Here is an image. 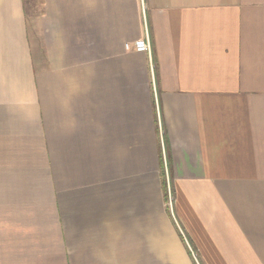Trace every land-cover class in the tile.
Returning a JSON list of instances; mask_svg holds the SVG:
<instances>
[{"label": "crops", "instance_id": "1", "mask_svg": "<svg viewBox=\"0 0 264 264\" xmlns=\"http://www.w3.org/2000/svg\"><path fill=\"white\" fill-rule=\"evenodd\" d=\"M0 264H264V0H0Z\"/></svg>", "mask_w": 264, "mask_h": 264}, {"label": "built area", "instance_id": "2", "mask_svg": "<svg viewBox=\"0 0 264 264\" xmlns=\"http://www.w3.org/2000/svg\"><path fill=\"white\" fill-rule=\"evenodd\" d=\"M132 48L137 52H146L149 49V43L147 39L141 38L134 41Z\"/></svg>", "mask_w": 264, "mask_h": 264}, {"label": "trees", "instance_id": "3", "mask_svg": "<svg viewBox=\"0 0 264 264\" xmlns=\"http://www.w3.org/2000/svg\"><path fill=\"white\" fill-rule=\"evenodd\" d=\"M162 165V170H163V163H161ZM162 174L164 175V172L162 171ZM166 182H165V178H164V176H163V179H162V189H163V191H164V196H165V198L167 197V193H166Z\"/></svg>", "mask_w": 264, "mask_h": 264}, {"label": "rangeland", "instance_id": "4", "mask_svg": "<svg viewBox=\"0 0 264 264\" xmlns=\"http://www.w3.org/2000/svg\"><path fill=\"white\" fill-rule=\"evenodd\" d=\"M161 152V151H160ZM162 163H163V172H165V168H164V166H165V162H164V160H163V156H162ZM167 189H168V186H166V193H167V201H168V191H167ZM163 193H164V191H163ZM165 197V196H164Z\"/></svg>", "mask_w": 264, "mask_h": 264}]
</instances>
